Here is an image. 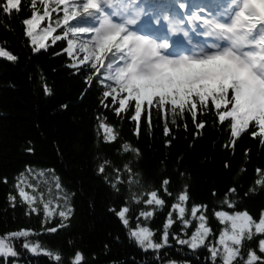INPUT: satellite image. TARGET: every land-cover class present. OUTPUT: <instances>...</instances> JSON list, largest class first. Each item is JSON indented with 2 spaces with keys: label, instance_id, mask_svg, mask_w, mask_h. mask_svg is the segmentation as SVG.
<instances>
[{
  "label": "trees",
  "instance_id": "16d2710c",
  "mask_svg": "<svg viewBox=\"0 0 264 264\" xmlns=\"http://www.w3.org/2000/svg\"><path fill=\"white\" fill-rule=\"evenodd\" d=\"M184 1L187 0H169L177 7ZM29 3L30 0H23L19 13L6 16L0 12V46L18 57L15 62L0 58V235L21 228L31 229L33 235L29 240L58 251L62 260L57 262L44 254L29 253L21 247V239L15 242L20 253L16 258L18 264H70L76 250L83 253L82 264H169V261L214 264L207 246L193 250L178 244L174 237L187 239L195 230L198 221L191 215L193 204L207 206L204 214L212 230L208 246L213 244L223 226L215 217V211L247 210L255 219L259 218L264 209V186H256L254 181L258 178L255 169H264V146L246 131L233 147H222L229 138L228 125L218 122L212 112L199 117L205 121V126L196 137L193 133L198 130L188 115L183 120L177 118L178 127L168 118L170 134L167 137L163 132L164 122L155 110L151 130L143 123L138 128L136 122L127 118L131 112L118 117L111 108L100 105L103 89L95 80L85 85L88 70L83 66L79 69L69 66L73 61L62 51L67 46L66 40L53 42L49 38L45 41L46 49L32 51L22 25V20L31 15ZM152 4L159 5L158 0H153ZM58 15L62 13H53V20ZM61 31L56 29L54 35ZM45 83L48 94L43 90ZM107 103L112 104L110 98ZM98 116L106 118L118 133L114 142H104ZM166 140L170 141L167 146ZM125 141L139 149L138 157L122 151ZM28 148L32 151H27ZM102 160H109L112 165L105 168L106 175H114L113 167L121 170L124 183L119 185V191L113 190L103 176L97 174V165ZM128 162L133 173H140V184H132L131 188L127 183L128 173L123 171V165ZM225 162L229 167H224ZM27 168L34 173L44 170V177L33 180L29 176V180L39 181L45 199L50 198L48 189L51 188L53 203L56 195L53 176L59 178L73 207L71 217L65 221L66 227H58V214L46 219L42 207L39 213H30L27 205L20 201L14 187L15 178ZM5 177L7 183H4ZM165 178L170 181L167 185L170 196L162 186ZM185 186L189 200L184 206L192 223L185 228L173 212L174 223L169 229L167 245L159 251L139 247L116 211L125 205L129 207L126 215L131 228L139 221L141 226L150 227L155 233L154 239L160 242L163 224L173 211L171 205ZM230 187L237 189L236 194L230 196L235 202L232 209L222 204ZM250 187L255 191L250 193ZM153 189L165 201L162 208H150L131 199L132 194L137 193L141 194L142 201L146 198L142 193ZM9 193L17 196L15 207L7 199ZM141 211H153V216L145 219L140 216ZM49 227H57V231L49 233ZM260 238L264 236L257 235L246 242L245 252L248 247L257 248ZM12 259L5 261L0 257V264H12Z\"/></svg>",
  "mask_w": 264,
  "mask_h": 264
},
{
  "label": "snow or ice",
  "instance_id": "6c2138e0",
  "mask_svg": "<svg viewBox=\"0 0 264 264\" xmlns=\"http://www.w3.org/2000/svg\"><path fill=\"white\" fill-rule=\"evenodd\" d=\"M22 4L23 0H0V12L6 16L19 13ZM27 6L31 15L22 20V25L32 51L46 49L45 41L49 38L53 42L66 40L67 46L62 51L73 61L69 66L76 69L83 66L88 70L84 76L85 85L95 80L103 89L100 105L111 108L118 117L131 112L128 119L136 122L138 128L143 123L151 130L152 111L155 110L164 122L163 132L167 137L170 134L168 118H171L172 125L178 127L177 118L183 120L188 115L198 130L193 133L196 137L205 126V121L199 117L212 112L218 122L228 125L229 138L222 147H233L237 138L246 131L264 146V0H227L219 13L205 16L203 10L198 9L186 18L183 14H169L164 6L149 4L147 0H30ZM186 7L184 2H179L180 9ZM53 13L62 15L53 20ZM161 18L167 22L166 32L158 27ZM56 29H61V34L54 35ZM196 32L202 39H195L193 33ZM181 33L182 38L179 36ZM0 58L13 62L18 60L4 46H0ZM43 90L48 94L46 83ZM107 98L111 99V105ZM97 120L98 128L104 133V142H114L118 138L114 127L107 123L106 118L98 116ZM184 127L187 129V124ZM165 144L167 146L170 141L166 140ZM121 149L137 157L140 155L139 149L127 141L122 143ZM247 153L245 149L246 156ZM111 166L109 160H102L96 172L113 190L119 191V185L124 183L121 170L113 167L114 175H106L105 168ZM224 167H229L227 162ZM123 171L128 173L130 188L132 184H140V173L132 172L130 162L123 165ZM255 172L258 178L254 184L264 186V169L256 168ZM29 176L36 180L44 177L45 172L34 173L27 168L18 174L14 187L20 201L27 205L30 213H39L42 207L46 219L58 214V227H66L65 221L71 217L73 207L59 178L53 176L56 189L53 203L51 188L48 189L50 198L45 199L39 181L32 183ZM4 183H7L6 177ZM169 183L167 178L162 181L164 192L170 196L171 193L167 192ZM254 191V188H249L250 193ZM236 192L235 187H230L222 204L229 209L234 208L235 202L230 196ZM142 195L146 196L142 201L141 194L137 193H133L131 199L150 208H162L165 204L155 189ZM7 199L15 207L17 196L9 193ZM188 200L185 186L171 205L173 211L168 213L163 224L160 242L154 239L155 233L150 227L141 226L139 221L135 228H131L126 215L130 209L126 205L119 211H112H116L124 226L129 228L130 238L139 247L146 251H159L168 243L169 229L174 223L173 212L185 228L192 223L184 206ZM206 207L192 205L191 215L198 222L187 239L174 237L178 244L193 250L207 246L214 264L217 260L219 264H264V238L259 239L257 248L248 247L245 252L246 242L257 235L264 236V209L258 219L247 210L215 211L214 215L223 227L213 244L208 246L207 239L212 230L207 226ZM140 216L148 219L153 216V211H141ZM47 231L55 233L57 227H49ZM31 235L33 231L26 228L0 235V257L5 261L13 258L12 264H18L16 258L20 253L15 242L22 239L21 247L29 253L44 254L57 262L62 260L58 251L53 252L30 241ZM82 262L83 253L76 250L70 264ZM169 264L178 262L169 261Z\"/></svg>",
  "mask_w": 264,
  "mask_h": 264
},
{
  "label": "rangeland",
  "instance_id": "374dc122",
  "mask_svg": "<svg viewBox=\"0 0 264 264\" xmlns=\"http://www.w3.org/2000/svg\"><path fill=\"white\" fill-rule=\"evenodd\" d=\"M158 27L161 29V31H164V32H165V31L167 30V22L164 21V20L161 18V23H160V25H158ZM193 35H194L195 39H197V40L202 39L201 35H200L198 32L193 33ZM179 36L182 38V33L179 34ZM222 227H223V226H222Z\"/></svg>",
  "mask_w": 264,
  "mask_h": 264
}]
</instances>
